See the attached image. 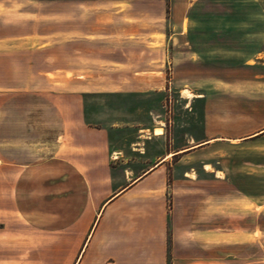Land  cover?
Returning <instances> with one entry per match:
<instances>
[{"label": "crops", "instance_id": "crops-1", "mask_svg": "<svg viewBox=\"0 0 264 264\" xmlns=\"http://www.w3.org/2000/svg\"><path fill=\"white\" fill-rule=\"evenodd\" d=\"M186 3L0 0V264H7L8 248L21 246L22 228L43 237L47 262L62 249L58 264L230 263L232 191L223 173L212 170L215 153L260 145L264 125L238 134L231 98L218 97L220 106L211 96L178 94L206 105L199 115L191 111L189 127L197 132L180 134L186 125L175 124L167 137L166 83L145 74L168 46L152 50L146 42L163 26L158 35L183 55L182 40L190 34L182 31L190 21ZM152 8L159 19L153 25ZM255 61L264 70V52ZM183 87L189 92L195 85ZM123 95L152 99L157 107L142 109L137 124L124 122L122 108H88ZM112 131L130 134L133 144L117 148ZM179 141L184 146L176 147ZM192 168L223 190L208 189L201 198L180 193L185 206L168 213V182L179 183ZM186 175L198 183L199 175ZM217 222L229 228L216 234Z\"/></svg>", "mask_w": 264, "mask_h": 264}, {"label": "rangeland", "instance_id": "rangeland-1", "mask_svg": "<svg viewBox=\"0 0 264 264\" xmlns=\"http://www.w3.org/2000/svg\"><path fill=\"white\" fill-rule=\"evenodd\" d=\"M186 2L187 7L190 5L187 17L190 21L184 20L182 31L186 33L189 30L190 34L182 40L185 44L181 49L183 55L176 54V46H171L172 40L165 41L164 36L158 35V32H163V26L159 29L157 27V32L152 33L146 42L152 50L168 46L167 54H164L160 62H152L150 72L145 74L152 78L160 77L166 83L167 101L163 104L165 108H162V111H166L167 137H170L175 124L186 125L183 129L180 128V134L192 133L193 129L194 132L198 130V127H189L191 111L197 115L201 114L206 100L190 101L178 97V94L186 97L184 90H190L183 87L186 83L195 85L194 89L189 91L192 95L214 97L216 104L219 101L218 97L231 98L229 105L231 115L239 120L234 128L238 134H246L261 128L264 125V104H256L254 98L259 97L260 101L264 102V70L262 66L255 64V57L264 52V0H186ZM106 10L111 11L108 8ZM152 11L153 25L159 22V19H155L158 17V9L152 8ZM172 27L173 25L169 24L166 30L170 35ZM156 57L157 55L151 52V58ZM135 60L137 64L141 63L140 57ZM258 76L263 77L256 78ZM174 82L177 83V88L171 89L170 83ZM150 101L151 103L146 102V99L139 95H123L114 100L91 101L88 108L90 110L94 106L122 108L127 111L124 122L137 124L143 120L142 109L149 107L150 104L157 107L152 99ZM117 133L119 132L111 133L114 146L126 150L129 144H133L130 134L118 136ZM182 146L184 143L181 141L176 144V147ZM229 152L225 156L222 151L215 153V160L218 162L212 169L223 173L220 175L230 183L232 191L229 206L230 228L231 243L235 245L229 257V264H264V142L256 147L236 145ZM206 158L203 156L198 160ZM201 171V168L184 169L182 175L184 178L175 185H172L170 179L166 202L168 213L174 207L182 208V203L185 206V201L177 200L180 193L196 191L201 198L208 189L215 193L223 190L222 184L217 183L213 176H203ZM187 173L199 175L198 183H191L185 178L191 176H187ZM224 205L226 209L227 203ZM220 228L226 230L229 227L227 225L224 227L221 222L215 223L216 234L222 230ZM14 233L15 229L9 225L8 234ZM21 235V246L19 242L17 248H8L7 264L60 262L62 249L56 253L58 256L47 262L46 248L41 245L43 237L26 228H22Z\"/></svg>", "mask_w": 264, "mask_h": 264}, {"label": "bare ground", "instance_id": "bare-ground-1", "mask_svg": "<svg viewBox=\"0 0 264 264\" xmlns=\"http://www.w3.org/2000/svg\"><path fill=\"white\" fill-rule=\"evenodd\" d=\"M186 96H188V97L191 98V97H192V94H190L189 92H186ZM156 133H159V131L157 130ZM207 169H208V168H207Z\"/></svg>", "mask_w": 264, "mask_h": 264}]
</instances>
